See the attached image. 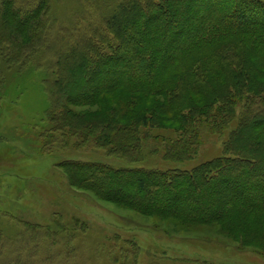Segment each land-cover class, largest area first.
<instances>
[{
  "label": "trees",
  "instance_id": "1",
  "mask_svg": "<svg viewBox=\"0 0 264 264\" xmlns=\"http://www.w3.org/2000/svg\"><path fill=\"white\" fill-rule=\"evenodd\" d=\"M51 17L50 0L32 9L3 1L0 86L4 65L24 70L54 52ZM55 59V78H42L49 107L41 136L94 141L129 163L63 162L72 186L264 249L263 1L120 0L115 14ZM232 126L222 156L192 170L137 166L148 139L183 163L197 154L204 129ZM6 244L0 237V264H32L10 261Z\"/></svg>",
  "mask_w": 264,
  "mask_h": 264
},
{
  "label": "rangeland",
  "instance_id": "2",
  "mask_svg": "<svg viewBox=\"0 0 264 264\" xmlns=\"http://www.w3.org/2000/svg\"><path fill=\"white\" fill-rule=\"evenodd\" d=\"M14 1L32 9L42 0ZM50 2V47L55 53L87 38L120 4V0ZM54 52L41 53L24 70L8 64L2 68L0 237L7 242L9 260L32 264H264V249L246 246L216 226L144 216L71 185L60 166L63 162H97L117 169L129 163L108 155L94 141L81 145L77 138L63 141L58 134L50 141L41 136L39 127L49 107L42 78L46 73L55 78ZM233 127L223 133L204 129L197 154L183 163L168 160L165 143L148 139L137 166L192 170L222 156ZM154 135L162 137L163 132Z\"/></svg>",
  "mask_w": 264,
  "mask_h": 264
}]
</instances>
